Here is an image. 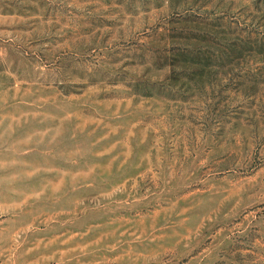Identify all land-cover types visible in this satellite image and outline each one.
<instances>
[{"label": "rangeland", "instance_id": "374dc122", "mask_svg": "<svg viewBox=\"0 0 264 264\" xmlns=\"http://www.w3.org/2000/svg\"><path fill=\"white\" fill-rule=\"evenodd\" d=\"M27 195L7 264H264V0H0V206Z\"/></svg>", "mask_w": 264, "mask_h": 264}, {"label": "clouds", "instance_id": "9594fccd", "mask_svg": "<svg viewBox=\"0 0 264 264\" xmlns=\"http://www.w3.org/2000/svg\"><path fill=\"white\" fill-rule=\"evenodd\" d=\"M26 175L31 177V175L27 173ZM30 199H32V197L27 195L18 203L9 204L6 210L3 206H0V216H4L6 212L9 213L22 210L24 205H26ZM32 230L33 226L31 224H27L16 228L6 236L3 235V233H0V258H4L6 264L9 259L21 260L22 257L28 253L35 251L34 248L22 251L24 239Z\"/></svg>", "mask_w": 264, "mask_h": 264}]
</instances>
